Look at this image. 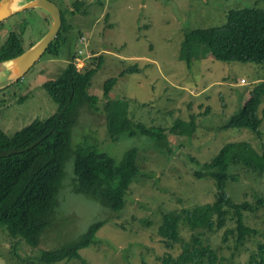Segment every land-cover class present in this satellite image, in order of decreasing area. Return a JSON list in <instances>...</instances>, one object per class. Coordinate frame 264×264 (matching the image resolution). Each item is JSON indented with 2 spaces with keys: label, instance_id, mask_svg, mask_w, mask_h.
Masks as SVG:
<instances>
[{
  "label": "rangeland",
  "instance_id": "374dc122",
  "mask_svg": "<svg viewBox=\"0 0 264 264\" xmlns=\"http://www.w3.org/2000/svg\"><path fill=\"white\" fill-rule=\"evenodd\" d=\"M51 1L73 24L69 37L62 44L60 55L45 52L17 81L0 90V127L12 134L35 117L49 116L58 104L43 82L58 76L73 52L79 54L75 59L79 70L94 66L101 55V67L88 85L90 93L98 97V108L81 106L72 146L94 144L116 162L128 149L137 148L142 175L131 183L123 209L114 212L89 195L73 190L71 159L57 197L59 205L41 234V245L18 243L19 253L29 257L20 259L12 253L15 239L0 230V250L8 264H154L166 252L176 255L181 246H164L157 234L161 213L210 202L215 191L210 177L197 178L192 171L202 170L204 163L227 142L247 140L264 152V101L259 107L263 118L261 139L250 129L233 125V117L252 87L264 79V64L220 61L205 45L196 44L188 68L178 56L183 31L221 23L227 8L264 6V0H82L81 9H75L77 0ZM21 16L30 22V29L23 36L28 42L37 41L49 30L51 18L46 10L26 8L18 15ZM86 57L89 58L85 60ZM134 64L141 70L119 75ZM1 70H5L3 65ZM110 76L117 80L105 96L103 82ZM117 97L128 103V116L134 121L168 128L174 118L189 119L194 113L196 130L190 137L169 134V148L163 152L154 148L147 135L123 134L112 140L106 130L102 104L105 99ZM229 172L238 175L237 180L226 184L234 201H255L256 192L264 195V175L242 164L231 166ZM100 220L106 221L96 232V241L80 248L81 259L73 257L55 263L41 259L42 247L66 244ZM248 224L258 232L248 237L240 249H235L233 236L222 243V230L204 232V240L219 255L214 264L247 263L250 252L264 240L263 212L249 214ZM228 227H235L234 220L228 221ZM182 233L185 240L189 239L187 229Z\"/></svg>",
  "mask_w": 264,
  "mask_h": 264
},
{
  "label": "trees",
  "instance_id": "16d2710c",
  "mask_svg": "<svg viewBox=\"0 0 264 264\" xmlns=\"http://www.w3.org/2000/svg\"><path fill=\"white\" fill-rule=\"evenodd\" d=\"M82 3V0H77L75 9H81ZM62 18L58 36L46 51L52 55L61 54L62 44L72 29L73 24L67 21L63 11ZM80 36L81 31H78L77 37ZM196 44L205 45L220 61L264 64V6H232L226 9L225 20L221 23L187 27L183 31L178 56L188 68L191 67ZM22 51L23 48L14 42L13 46L3 48L0 60L16 57ZM78 55L73 52L62 72L43 82L58 104L53 113L45 118H33L12 134L0 127V230L15 239L12 253L20 259L29 257L19 253L18 243L41 245V234L59 205L57 197L63 185L66 165L71 159L74 160L73 190L89 195L114 212L123 209L131 183L142 175L137 148L128 149L119 162L94 144L80 143L73 148L72 132L81 106L86 104L98 108V97L90 93L88 85L103 61L99 55L94 66L79 70L75 61ZM140 70L134 64L121 70L119 75ZM116 80V76L104 80L105 96H108ZM263 101L264 79L252 87L249 97L233 117V125L248 128L261 139L263 118L259 107ZM102 108L110 139L117 140L123 134L147 135L153 140L154 148L161 152L165 147L169 148V134L190 137L196 130L194 113L189 119L174 118L167 128L134 121L128 116V103L121 97L105 99ZM239 164L262 176L264 152L247 140L227 142L210 161L204 163L202 170L192 171L197 178L210 177L213 180V200L161 213L157 227L160 241L170 248L179 244L181 250L176 255L164 253L154 264H214L219 255L216 248L204 240L205 231L215 233L222 230L223 244L228 237H235V249L243 247L248 237L257 234V229L248 224V216L259 212H263L264 216V195L256 192L255 201L244 199L236 202L226 190L228 180L238 179V175L229 172V168ZM229 220H234L235 227H228ZM105 221L92 222L78 238L66 244L42 247L41 259L48 263L73 257L81 259L80 248L96 241V232ZM141 221L150 224L148 220ZM184 229L190 232L187 240L182 233ZM220 263L231 264L229 261ZM246 264H264V240L259 241L250 252Z\"/></svg>",
  "mask_w": 264,
  "mask_h": 264
},
{
  "label": "water",
  "instance_id": "95a60500",
  "mask_svg": "<svg viewBox=\"0 0 264 264\" xmlns=\"http://www.w3.org/2000/svg\"><path fill=\"white\" fill-rule=\"evenodd\" d=\"M31 7L41 8L48 12L51 18L49 30L43 37L35 41L16 57L7 59L4 62L3 66L5 70L0 71V76L3 78H12L14 81L18 77H21L43 56L50 44L56 39L61 29L63 22L62 11L57 4L51 0H0V20L17 10ZM0 264H8L1 250Z\"/></svg>",
  "mask_w": 264,
  "mask_h": 264
},
{
  "label": "flooded vegetation",
  "instance_id": "af4514ba",
  "mask_svg": "<svg viewBox=\"0 0 264 264\" xmlns=\"http://www.w3.org/2000/svg\"><path fill=\"white\" fill-rule=\"evenodd\" d=\"M22 10H17L16 12L9 14L0 20V52L5 46H13L14 42L23 48V51L34 43L31 41L28 42L26 38H23V36L27 34L30 29V22L24 16L18 17L19 14H22ZM43 16V19H45V15ZM5 61L6 60H0V65H3ZM19 78L20 77L13 81L12 78H3L0 76V90L8 88Z\"/></svg>",
  "mask_w": 264,
  "mask_h": 264
},
{
  "label": "built area",
  "instance_id": "2783aa9c",
  "mask_svg": "<svg viewBox=\"0 0 264 264\" xmlns=\"http://www.w3.org/2000/svg\"><path fill=\"white\" fill-rule=\"evenodd\" d=\"M82 39V38H81ZM82 41V40H81ZM79 52L81 53V49L79 50Z\"/></svg>",
  "mask_w": 264,
  "mask_h": 264
}]
</instances>
